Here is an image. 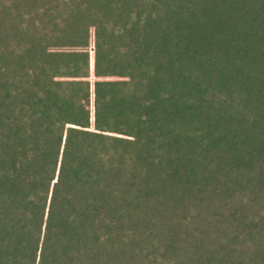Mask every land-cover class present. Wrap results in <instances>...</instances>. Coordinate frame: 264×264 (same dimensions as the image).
<instances>
[{"label":"trees","instance_id":"16d2710c","mask_svg":"<svg viewBox=\"0 0 264 264\" xmlns=\"http://www.w3.org/2000/svg\"><path fill=\"white\" fill-rule=\"evenodd\" d=\"M0 264H264V0H0Z\"/></svg>","mask_w":264,"mask_h":264},{"label":"rangeland","instance_id":"374dc122","mask_svg":"<svg viewBox=\"0 0 264 264\" xmlns=\"http://www.w3.org/2000/svg\"><path fill=\"white\" fill-rule=\"evenodd\" d=\"M92 33H93V31H92ZM94 36V35H93ZM92 45H93V43H92ZM93 80V79H92Z\"/></svg>","mask_w":264,"mask_h":264}]
</instances>
